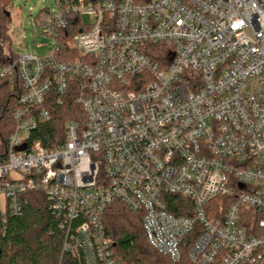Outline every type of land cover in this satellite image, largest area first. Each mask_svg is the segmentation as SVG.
<instances>
[{
    "label": "built area",
    "instance_id": "obj_1",
    "mask_svg": "<svg viewBox=\"0 0 264 264\" xmlns=\"http://www.w3.org/2000/svg\"><path fill=\"white\" fill-rule=\"evenodd\" d=\"M56 5L37 17L51 54L0 67L23 89L0 210L21 214L28 192L44 193L74 258L60 264H119L103 221L116 201L174 263L264 264V0ZM71 85L85 121L67 122L55 148L32 140L51 92L60 103Z\"/></svg>",
    "mask_w": 264,
    "mask_h": 264
},
{
    "label": "trees",
    "instance_id": "obj_2",
    "mask_svg": "<svg viewBox=\"0 0 264 264\" xmlns=\"http://www.w3.org/2000/svg\"><path fill=\"white\" fill-rule=\"evenodd\" d=\"M12 5L13 0H0V67L8 66L18 57L11 49ZM77 29H70V32L73 34ZM70 40L71 37L63 39L65 49ZM74 88L70 86L60 103L55 92H51L47 101L51 119L32 133V140L55 148L65 139L67 122L85 121ZM22 93L19 80L0 79V162L7 159L8 137L14 128L13 112ZM26 196L28 202L21 214L11 215L0 210V264H60L66 259L73 260L71 255L62 257L64 235L45 194L33 191ZM173 211L176 210L173 208ZM103 221L106 234L113 239V252L119 264H191L185 255L181 263H174L152 247L143 228L141 213L130 211L122 202L110 204Z\"/></svg>",
    "mask_w": 264,
    "mask_h": 264
},
{
    "label": "rangeland",
    "instance_id": "obj_3",
    "mask_svg": "<svg viewBox=\"0 0 264 264\" xmlns=\"http://www.w3.org/2000/svg\"><path fill=\"white\" fill-rule=\"evenodd\" d=\"M45 7L55 9L56 0H13L10 34L11 49L16 54L34 53L40 56L51 54L55 39L44 33L37 19ZM82 19L87 24L91 21L88 15H83Z\"/></svg>",
    "mask_w": 264,
    "mask_h": 264
},
{
    "label": "water",
    "instance_id": "obj_4",
    "mask_svg": "<svg viewBox=\"0 0 264 264\" xmlns=\"http://www.w3.org/2000/svg\"><path fill=\"white\" fill-rule=\"evenodd\" d=\"M7 15H10V12H7Z\"/></svg>",
    "mask_w": 264,
    "mask_h": 264
}]
</instances>
